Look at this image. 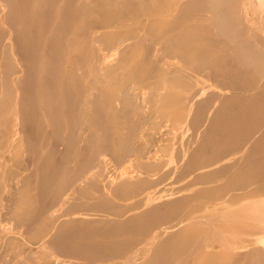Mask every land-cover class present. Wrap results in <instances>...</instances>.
<instances>
[{"label":"bare ground","instance_id":"bare-ground-1","mask_svg":"<svg viewBox=\"0 0 264 264\" xmlns=\"http://www.w3.org/2000/svg\"><path fill=\"white\" fill-rule=\"evenodd\" d=\"M1 64L0 239L20 264H249L230 249L264 243V201L213 184L239 160L264 176V0H0Z\"/></svg>","mask_w":264,"mask_h":264},{"label":"rangeland","instance_id":"rangeland-1","mask_svg":"<svg viewBox=\"0 0 264 264\" xmlns=\"http://www.w3.org/2000/svg\"><path fill=\"white\" fill-rule=\"evenodd\" d=\"M2 24V23H1ZM3 68V66H2V64L0 65V70ZM207 84H210V87H211V82H207ZM3 89H4V83H3V79L1 78V75H0V92H2L3 91ZM230 94H232V95H235V96H240V97H247L248 99H249V96H251L252 95V93L251 92H242V91H235V92H231ZM241 104H244V103H242L241 102ZM239 106H242V105H240L239 104ZM239 108V107H238ZM169 124V123H168ZM186 124L184 125H182V128H181V130H180V133H183L184 131H185V129H186ZM117 130H111L109 133H107V135H106V139L108 138V139H110V144H109V146L110 145H116L115 143H116V139L118 138V132H116ZM193 130L191 129L188 133L190 134L191 132H192ZM98 134L100 135V137H102V135L103 134H105L104 133V131H101V130H98ZM184 135H186V132H185V134ZM109 136V137H108ZM250 136H251V134H250ZM2 139V138H1ZM0 139V140H1ZM140 142H138V144H139ZM182 146V145H181ZM153 148H156V145L153 147ZM182 148H183V146H182ZM212 151H214V148H213V146L212 147H209V148H207V151L201 156V158H200V160H199V163L198 164H200V163H202L203 164V162L205 163V161L207 160H205L204 158H205V156L206 155H210L211 154V152ZM208 152V153H207ZM7 154H9L8 152H6V153H4V156H8ZM11 156V155H10ZM12 158L13 159H11V161H10V164L12 165V167H13V165H14V162H15V155L13 154V156H12ZM240 164L239 165H237V166H240L239 167V176H236V175H234V173L232 174V170L230 171L229 169H227L226 168V171H225V173H224V175L222 176H219V177H216L215 179H218V180H220L221 181V183H214L213 185L215 186V185H218V184H220V185H223V188H225V191H224V196L225 197H227V200L229 201V200H231V197L232 196H234V195H245V194H247V193H250L251 194V197H252V199H250V201H246V202H256V201H264V176H262V178H259V177H252V179H254L255 181H257V182H255L254 181V183H249V182H247V183H245L244 182V180H247V179H249V174H250V171H251V169L249 168H246V167H248L247 166V164L244 162V161H241L240 162V160L238 161ZM228 163V161H226V166L227 167H229L230 165L229 164H227ZM237 163V162H236ZM77 166L79 165L78 163L76 164ZM218 165V164H217ZM126 166L127 165H124V166H122V167H120V169L119 170H123V169H125L126 168ZM129 168H132L131 166L130 167H128V169ZM253 172L254 173H258L259 172V169H257V167L256 166H254V168H253ZM242 173H243V175L245 174V176H242ZM261 174H262V172H260ZM241 180V181H243L242 183H240V184H233L232 183V181H234V180ZM170 181V180H169ZM169 181H167V183L169 182ZM184 184H186V182H183ZM181 184L182 183H180V184H175L174 185V187H176V188H178V187H180L181 186ZM253 184V185H252ZM234 185L237 187V188H239L238 190H235V189H233V187H234ZM183 194H187V192L186 191H182L178 196H182ZM163 199H161V200H157V201H155L153 204H157V202H160V201H162ZM88 202H89V200H87ZM93 202V201H92ZM246 202H241V203H238L237 205H235L233 208H235L234 210L235 211H238V210H240V209H243V206H244V204L246 203ZM249 211V210H248ZM139 211H133V212H130V213H127L126 215H125V217H127V216H130V215H134V214H137ZM92 213V212H91ZM74 215H72V216H70V217H65V220H70L71 219V217H73ZM249 216L251 217V220L249 221V224H251V226H250V229H251V232L253 231V232H255L254 230L256 229V225H257V222H256V219H257V217H256V215L254 214V213H250L249 214ZM112 217V218H111ZM125 217H115V216H110L109 217V219H112V220H115V219H124ZM209 217H213V215H209ZM256 217V218H255ZM84 218H87V219H93L94 221H101V220H99V219H101L100 217H98V216H96V217H90V218H88V217H84ZM92 220V221H93ZM7 223V224H6ZM6 223H5V227H8L7 225H9V220H7L6 221ZM98 223V222H97ZM10 226V225H9ZM201 227H205V228H207V226H206V224H203V225H201ZM51 233H49V235H50ZM247 237V236H246ZM254 238L255 237H251V239H252V241L251 242H249V243H244L243 242V240H241L240 241V243H238L234 248H232V249H230V248H228V249H230V250H232V251H235V252H237V253H239L241 256L240 257H242L241 258V263L243 262V260L242 259H244L243 257H245V262L246 263H249V264H264V243L259 239V240H254ZM45 239H46V237H45ZM45 239L42 241V243L43 242H45ZM19 243L21 244H23V245H25V248H27V249H35V248H37V246H32L31 244H29V243H25V242H22V241H19ZM158 244V243H157ZM16 246H18V244H14V241H9V242H4V240L3 239H0V264H5V263H3V261H2V256L4 255H8L9 256V258H8V263H10V264H20V259L19 258H15V250L13 249L14 247H16ZM190 249L191 248H188V252L190 251ZM263 249V250H262ZM262 250V251H261ZM204 251H212L211 249H207V250H204ZM256 252V253H255ZM260 252V255L258 254ZM251 253H254L253 254V256H249ZM263 253V254H262ZM150 256V255H149ZM262 256V257H261ZM151 257V256H150ZM194 258H195V256L194 255H188L187 256V259H186V263L185 264H193V260H194ZM251 258V259H250ZM263 259V260H262ZM254 261H256V262H254ZM124 262L122 261V264H123ZM244 263V262H243ZM102 264H116L115 262H106V263H102ZM138 264H139V261H138Z\"/></svg>","mask_w":264,"mask_h":264}]
</instances>
